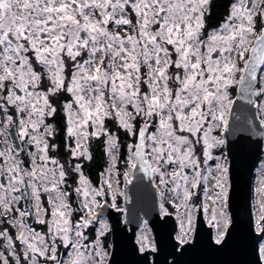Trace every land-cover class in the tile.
Returning <instances> with one entry per match:
<instances>
[{
    "label": "snow or ice",
    "instance_id": "snow-or-ice-1",
    "mask_svg": "<svg viewBox=\"0 0 264 264\" xmlns=\"http://www.w3.org/2000/svg\"><path fill=\"white\" fill-rule=\"evenodd\" d=\"M198 250L264 264V0H0V264Z\"/></svg>",
    "mask_w": 264,
    "mask_h": 264
},
{
    "label": "water",
    "instance_id": "water-1",
    "mask_svg": "<svg viewBox=\"0 0 264 264\" xmlns=\"http://www.w3.org/2000/svg\"><path fill=\"white\" fill-rule=\"evenodd\" d=\"M235 98V93H234ZM251 114L250 106L246 104L243 99H237L233 109V122H236V118L239 117L243 121L247 116ZM19 143V141H17ZM139 175H143L140 173ZM122 189L127 193L128 200L125 202L123 197V208L125 213H115L114 210H109L115 216H119L121 221L125 219V215L129 219L133 218H146L152 221L156 218L157 204H156V192L155 189L150 187L149 181L145 178L142 182L138 183L135 178L132 179V183L125 185L122 184ZM133 228L135 225L132 226ZM205 228L208 226L205 224ZM113 239L110 237V240ZM233 257L228 255H209L203 250H198L191 253L185 258L186 264H200L204 261L206 264H223L224 261L232 259Z\"/></svg>",
    "mask_w": 264,
    "mask_h": 264
},
{
    "label": "trees",
    "instance_id": "trees-1",
    "mask_svg": "<svg viewBox=\"0 0 264 264\" xmlns=\"http://www.w3.org/2000/svg\"><path fill=\"white\" fill-rule=\"evenodd\" d=\"M94 159L91 162L84 161L85 164V174L89 175L90 178L98 182V173L105 167L106 157L103 155L102 149L97 151V147L93 144Z\"/></svg>",
    "mask_w": 264,
    "mask_h": 264
},
{
    "label": "rangeland",
    "instance_id": "rangeland-1",
    "mask_svg": "<svg viewBox=\"0 0 264 264\" xmlns=\"http://www.w3.org/2000/svg\"><path fill=\"white\" fill-rule=\"evenodd\" d=\"M122 184H123V178H121V188H122ZM122 202H123V197H120L119 198V204L121 207H123Z\"/></svg>",
    "mask_w": 264,
    "mask_h": 264
},
{
    "label": "flooded vegetation",
    "instance_id": "flooded-vegetation-1",
    "mask_svg": "<svg viewBox=\"0 0 264 264\" xmlns=\"http://www.w3.org/2000/svg\"><path fill=\"white\" fill-rule=\"evenodd\" d=\"M34 226H36V225H34ZM37 227V230H39V226H36Z\"/></svg>",
    "mask_w": 264,
    "mask_h": 264
}]
</instances>
